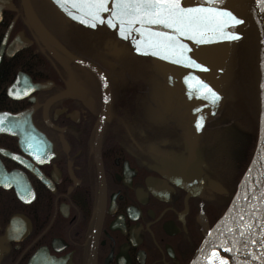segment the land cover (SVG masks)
Wrapping results in <instances>:
<instances>
[{"label": "flooded vegetation", "instance_id": "af4514ba", "mask_svg": "<svg viewBox=\"0 0 264 264\" xmlns=\"http://www.w3.org/2000/svg\"><path fill=\"white\" fill-rule=\"evenodd\" d=\"M86 2L0 0V264H188L250 157L226 139L224 84L205 117L169 78L146 90L161 71L140 33L112 0L95 27L74 18Z\"/></svg>", "mask_w": 264, "mask_h": 264}, {"label": "water", "instance_id": "95a60500", "mask_svg": "<svg viewBox=\"0 0 264 264\" xmlns=\"http://www.w3.org/2000/svg\"><path fill=\"white\" fill-rule=\"evenodd\" d=\"M180 3L185 9H224L240 21L236 24L227 18L202 19L193 27L180 31L166 24H134L147 44L159 71L188 94L194 101L195 111L205 117L219 105L220 88L227 79L236 42V39L218 37L221 32L238 36L250 16V7L247 0H180ZM30 17L45 38L57 45L32 14ZM181 31L184 34H181ZM156 33L166 35L157 36ZM169 36L171 40L168 39ZM167 44L172 45V49L165 48ZM69 56L81 61L71 53ZM23 80L18 74L9 86V92L11 89L20 90ZM202 85H207L216 92L219 99L214 101ZM15 116L0 112V123L8 120L11 122L15 120ZM0 131L11 134L13 132L8 126H0ZM241 231L244 235L240 234ZM252 240L256 243L252 244ZM222 260L227 261V264H264V79L259 129L252 156L227 207L206 232L188 264H221Z\"/></svg>", "mask_w": 264, "mask_h": 264}, {"label": "rangeland", "instance_id": "374dc122", "mask_svg": "<svg viewBox=\"0 0 264 264\" xmlns=\"http://www.w3.org/2000/svg\"><path fill=\"white\" fill-rule=\"evenodd\" d=\"M247 2L250 7V16L240 31V40L237 44L234 58L235 76L233 83L236 87L235 101L231 104L224 103L219 113L221 112L222 116L225 115L221 123H224L222 125L226 129V139L228 138L227 136L240 135V146L243 152L251 154L255 144V132L251 133L250 125L257 110L255 86L256 82L262 83L264 0H247ZM258 57L259 64L257 65ZM146 92V98H148V91ZM237 105L243 106L244 111L238 113L237 110L231 111Z\"/></svg>", "mask_w": 264, "mask_h": 264}, {"label": "snow or ice", "instance_id": "6c2138e0", "mask_svg": "<svg viewBox=\"0 0 264 264\" xmlns=\"http://www.w3.org/2000/svg\"><path fill=\"white\" fill-rule=\"evenodd\" d=\"M59 3L60 0H57ZM88 9L86 13L90 19H84L83 23L91 24L92 27H95L96 24L94 21H100L103 23V18L100 13L103 11H108L107 0H87L86 3L82 5ZM114 10L112 11V16L116 17L121 21V25L127 22L129 26H132L139 22L141 25L145 23L151 24H166L169 27H176L178 31L181 29H187L194 26V24L202 19H217L221 20L227 18L228 21L232 23H240L231 12H228L224 9L219 8H182L180 0H115L113 5ZM200 14H210V16H201ZM80 17H77L79 19ZM109 24H112V20L109 19ZM114 26V25H113ZM221 27L223 25L221 24ZM139 31V29H137ZM120 34L123 36L125 34V29L121 27ZM181 34H184L181 31ZM157 36H163L166 34L156 33ZM220 39H239V36L232 33H223L221 32ZM171 40V37H168ZM172 45L167 44L165 48L172 49ZM141 49L138 47L137 51ZM159 55V53H156ZM200 67V65H195ZM205 92L211 94V98L215 101L219 99V96L207 85H202ZM107 100V97H105ZM250 227V225L248 226ZM241 235H244V232L241 231ZM252 244H255L256 241L252 240ZM213 252V256H215ZM221 264H227V261H221Z\"/></svg>", "mask_w": 264, "mask_h": 264}, {"label": "bare ground", "instance_id": "6f19581e", "mask_svg": "<svg viewBox=\"0 0 264 264\" xmlns=\"http://www.w3.org/2000/svg\"><path fill=\"white\" fill-rule=\"evenodd\" d=\"M49 16H52V17H55L57 16L56 14H54L53 10L50 8V6H48V8L46 9ZM88 9H86L85 13L82 14V15H78V16H75L74 18H77V17H80L81 19H84L85 17H87L88 15L86 14L88 11ZM54 15V16H53ZM59 18V22L60 24L64 27L65 30H67V28L70 26V15H66L64 17H61L60 15L57 16ZM57 19V18H56ZM61 50L63 51V54L65 56H69V52L64 49L63 47H60ZM120 54L116 57H107V56H103L101 59L102 61L105 63V62H108L109 64H112V61L111 59L113 60H117L119 62H121L122 64H124L125 62V58L130 56L131 52L129 50H127L126 48L124 50H122L121 52H119ZM259 64V57H258V60H257V65ZM262 64V62H261ZM146 72H147V90L149 91L152 90V91H155L156 89L159 90L161 86L164 85V82L168 79V77L164 76L162 73L160 75V73H156L155 70L153 69V67H151V65H149V67H146ZM150 73V74H148ZM234 76H235V71L233 69V63L231 61V64L229 65V72L227 73V79L224 83V85L222 86V96L224 97V100H228V101H232L234 100L235 98V93H236V87L233 83L234 81ZM167 78V79H166ZM169 80V79H168ZM173 82V81H172ZM174 84H176L175 82H173ZM255 91H256V94H257V98L259 100V104L260 106H262V101H263V90L260 89V87H256L255 88ZM154 100L157 102V99L159 97V94H156V95H152V97H154ZM157 98V99H156Z\"/></svg>", "mask_w": 264, "mask_h": 264}, {"label": "trees", "instance_id": "16d2710c", "mask_svg": "<svg viewBox=\"0 0 264 264\" xmlns=\"http://www.w3.org/2000/svg\"><path fill=\"white\" fill-rule=\"evenodd\" d=\"M238 44V43H237ZM237 48V47H236ZM237 51V50H235ZM234 58H235V53H234ZM233 101L235 100H232V101H229L228 104H231ZM240 104V103H239ZM256 106H257V110H256V115L255 117L253 118L252 122H251V125H250V130H251V133L253 134L254 132V143H255V140H256V136H257V128H258V120H259V110H260V104H259V100L258 98L256 99ZM237 110V113L238 112H241V111H244L243 110V106L241 107V105H237V106H234L233 109H231V111H236ZM230 111V112H231ZM254 148V147H253ZM251 154H249L250 156Z\"/></svg>", "mask_w": 264, "mask_h": 264}]
</instances>
